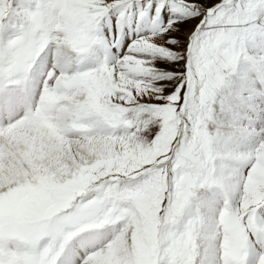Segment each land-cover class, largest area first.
Wrapping results in <instances>:
<instances>
[{
    "label": "snow or ice",
    "instance_id": "obj_1",
    "mask_svg": "<svg viewBox=\"0 0 264 264\" xmlns=\"http://www.w3.org/2000/svg\"><path fill=\"white\" fill-rule=\"evenodd\" d=\"M72 81L104 86L77 89L56 118L95 153L77 166L87 181L48 199L50 173L0 165V264H239L244 249V264H264V0H0V121L44 132L46 97ZM217 105L230 135L189 119ZM194 138L209 149L203 171L159 194L156 173ZM93 183L110 202L100 218ZM197 202L209 215L189 223ZM197 227L209 241L224 230L223 256L190 242ZM178 229L186 243L170 246ZM144 232L154 242L133 243Z\"/></svg>",
    "mask_w": 264,
    "mask_h": 264
},
{
    "label": "clouds",
    "instance_id": "obj_2",
    "mask_svg": "<svg viewBox=\"0 0 264 264\" xmlns=\"http://www.w3.org/2000/svg\"><path fill=\"white\" fill-rule=\"evenodd\" d=\"M65 52H70V49L66 48ZM51 71V70H50ZM47 82V78H46ZM54 87V85H51ZM213 111L215 113L214 118H208L207 120H202L201 117L198 115L197 110L193 109V111L190 114L189 119L193 122H200L203 126V129L206 131V133L210 134V136L215 137L216 133L219 131L222 135L223 134H231L234 129L232 127V124L229 119V114L226 111H222L219 109V106L213 108ZM85 126L89 129V131L93 132L96 135H99V131H97L98 127L97 125H93L90 122H85ZM73 136L76 137V140L74 141L75 145H79L77 147V152L80 151V148H82V145L85 143V136L83 133H80L77 130H73L72 132ZM175 139V136L172 137ZM146 139V138H145ZM178 144L182 145V141H177ZM175 148V146H173ZM210 156L209 149L207 145L199 144L195 138L189 142V145L187 146V149L183 153V158L181 160V164L179 167L175 165V162L173 163V166L169 168L168 164H165V168H168L169 171L166 172L164 175H161L160 173H156V181L158 183V192L159 194L163 195L165 192H167L169 195H172L174 192H176L181 184L189 183L195 181V179L201 174L203 171L206 162L208 161ZM89 160H93L94 158L89 156ZM122 180H126L127 177H122ZM104 181L101 180V184H103ZM97 185L91 184L90 188L91 190L87 191L86 193V199L92 203V212L95 215L96 218H100L105 214L106 209H109V200L107 199V196L105 193L97 191ZM199 190V189H198ZM209 215V211L205 208H202L199 203L197 202L196 206L189 209V223L193 219L202 218ZM187 228V225L185 226V230ZM185 230L178 229L176 231L175 238L171 239L170 246L172 245H179L181 243H186L184 240V234ZM205 229H200L197 227L196 231H194L191 235L190 242L193 245L198 246L199 248H203L206 244L212 243L214 247H216L217 251L221 253L223 256V253L225 251V245H226V235L223 229L219 231L218 234H216L215 239L213 241H209L206 238L205 235ZM119 233H117L116 228H108L105 230L104 236L107 238L108 235H112L115 239L116 236ZM55 242V238H48L45 237L39 241L31 242L32 246H35L36 244H42V245H48ZM140 242L145 245H150L154 242L153 237L150 233L144 232L142 233L138 238L133 239V243ZM29 241L22 238L19 241L20 247H25L29 245ZM16 247V242H14V248ZM246 255V249L242 250V254L240 256L239 264H244V256Z\"/></svg>",
    "mask_w": 264,
    "mask_h": 264
},
{
    "label": "rangeland",
    "instance_id": "obj_3",
    "mask_svg": "<svg viewBox=\"0 0 264 264\" xmlns=\"http://www.w3.org/2000/svg\"><path fill=\"white\" fill-rule=\"evenodd\" d=\"M69 87L71 89L70 96L74 94L72 96L73 99L78 96V93H76L77 89H101L104 86L93 81H72ZM57 99V95L51 96L50 103H53ZM71 100L68 101V104ZM68 104L65 105V101L60 100L57 102L56 106H53L55 107L52 110L53 122L50 120L49 127L46 128L44 132H36L34 135H28L26 133L20 134L17 130V134L22 135L21 140L32 139L34 141L29 140L31 143L36 142L38 146L34 147L35 150L30 151L26 143H21L19 146L12 149L10 148V146L13 145L11 141L8 142V145H10L8 149H5L4 146L0 147V149H2V151H0V165L7 166V164L11 162L25 171L30 172L32 169H36L39 172L50 173V179L47 181L50 189L47 194L48 199L57 195L59 189L85 183L87 181V176L83 171H78L77 166L82 164V160L83 162L90 163L95 159V153L89 155L84 149H80V151L77 152V147L79 145L70 143V141H75L76 137L73 136V134L64 135L59 133L57 128L53 125V123L55 124L53 111L58 109L63 110ZM55 126L57 125L55 124ZM11 133H13V131H10L7 135H4L5 138H2L7 140L9 137L10 139ZM89 156L94 159L89 160Z\"/></svg>",
    "mask_w": 264,
    "mask_h": 264
},
{
    "label": "bare ground",
    "instance_id": "obj_4",
    "mask_svg": "<svg viewBox=\"0 0 264 264\" xmlns=\"http://www.w3.org/2000/svg\"><path fill=\"white\" fill-rule=\"evenodd\" d=\"M78 95V94H77ZM38 104V106H39V103H37ZM62 110L61 109H58V110H54L53 112V117H54V122H55V124L57 125V120H56V118H57V115L61 112ZM17 130H14L13 131V133H11L10 135V139H9V137L7 138V140H5L4 138H2V137H0V147L1 146H4L5 147V149H8V147L10 146V145H8L9 143L8 142H10L11 141V144H13V145H11L10 146V148H12V149H14V148H16L17 146H19L21 143H26V145H28V148H29V150L30 151H33V150H35V146H38V145H36V142L34 143H31V141H34V140H32V139H26V140H21V138H22V135H19V134H17ZM21 134V133H20ZM29 140H31V141H29ZM41 141V140H40ZM70 143H72L73 145H74V141H70ZM79 147V146H78ZM80 149H83V148H80ZM0 151H2V149H0ZM6 151V150H5ZM9 152H10V150H9ZM3 153V152H2ZM8 153V152H7Z\"/></svg>",
    "mask_w": 264,
    "mask_h": 264
}]
</instances>
